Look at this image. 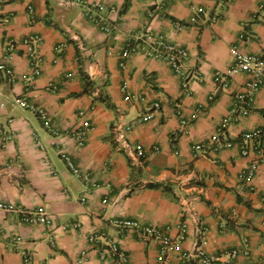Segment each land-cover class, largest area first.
Returning a JSON list of instances; mask_svg holds the SVG:
<instances>
[{"label":"crops","instance_id":"0c3cea01","mask_svg":"<svg viewBox=\"0 0 264 264\" xmlns=\"http://www.w3.org/2000/svg\"><path fill=\"white\" fill-rule=\"evenodd\" d=\"M262 1L0 0V63L15 72L0 73V125L13 134L0 137V204L11 207L0 206V264H24L27 252L31 264H114L112 245L134 264H184L182 253L197 245L212 254L248 248L236 262L264 264V165L250 190L241 174L257 154L239 147L244 133L264 129V81L250 95L246 72L226 86L216 80L233 64L234 46L264 57ZM149 35L189 51L187 89L171 64L142 52L121 66L128 43ZM32 106L45 108L51 127ZM225 117L224 138L236 144L215 151L211 140ZM196 143L208 145L205 154L194 156ZM39 206L49 223L22 220ZM115 219L167 229L176 241L167 262L160 240L143 241Z\"/></svg>","mask_w":264,"mask_h":264},{"label":"built area","instance_id":"2783aa9c","mask_svg":"<svg viewBox=\"0 0 264 264\" xmlns=\"http://www.w3.org/2000/svg\"><path fill=\"white\" fill-rule=\"evenodd\" d=\"M68 3L76 2L78 0H65ZM31 8V6H30ZM260 8H264V0L260 3ZM32 9V8H31ZM93 21L101 25L103 20L99 16H92ZM176 27L181 29L182 25L176 24ZM108 30V27H105ZM40 40L38 38H33L30 41L28 40L29 52H30V62L33 68V75H39L41 73V62L40 58L36 55V44ZM142 52L148 57L163 60L171 64L172 68L175 72L180 75L182 81V87L187 89L189 87L190 81L194 77V73L190 71H186L184 69V62L189 57V51L181 46L180 44L174 43L168 40L164 36H153L149 35L145 39H139L137 41H131L128 45L123 49L121 56V66L125 67L127 60L132 54ZM232 55L234 56V62L229 67V69L225 72H217L216 80L219 81L223 85L228 84V78L233 77L234 75L246 72L251 76V80L248 83L249 92L252 95L254 92L258 91L261 84L264 81V57L261 55L251 54L248 52L241 51L237 46H234L231 50ZM0 73L10 77L15 78L14 69L9 65V63L4 59L0 63ZM220 88V87H219ZM218 88V89H219ZM124 92L127 91V85H124ZM215 97V93L210 95V99ZM129 96L126 95V99ZM19 102L23 105H29L26 99H19ZM34 110L39 114L42 118L44 125L47 127H51V120L48 115V112L45 108L41 106H32ZM160 104L155 103V108H159ZM201 109H198L194 115V118L199 116ZM181 114V111H178ZM182 125H186L188 120L182 118ZM231 122L230 117H225L220 127L218 128V132L211 140L210 148L217 151L224 148H232L236 144L231 139L224 138V132L229 127ZM86 127L89 126V122H86ZM84 130L78 134L79 143L81 145L84 144ZM13 134L8 132L3 126L0 125V137H2L5 141H8L12 138ZM124 137V132L122 131V127L119 126L116 128V139L121 140ZM127 146L128 143H125ZM240 153L244 156L250 155L252 152H256L257 157L252 161V163L246 167L241 174V178L243 181L249 184L250 190L254 191L255 187L251 184L252 178L257 174L260 165H264V129L262 127L254 128L243 134L240 142ZM208 145L206 143H196L193 146L194 156H199L201 154H205L208 150ZM139 158L145 159V154L143 150L138 149ZM69 165L72 171L81 176L82 171L80 168L76 167L73 161L68 158ZM87 177V176H85ZM1 207L6 209H10L11 207L6 204H0ZM50 214L45 206H39L37 209L32 211H23L22 212V220L28 223H49L50 222ZM114 224L119 227L129 228L136 232L137 236L143 241H149L151 239L160 240L162 244V259L164 263L168 260L169 252L174 248L176 241L169 234L167 229H162L156 226L144 225L138 220L134 219H115ZM183 238V235L180 236ZM95 239V236H92V240ZM111 254L114 257V264H134V262L129 257L128 253L118 247L117 245L111 246ZM240 253L247 255L249 253L248 248L240 251L238 248H233L222 254H212L208 253L205 248L201 245L195 246V248L191 251H184L182 253L183 263L191 264L193 258L199 259L202 264H220L223 256H228V264H238L236 259L239 257ZM103 254L105 251L103 250ZM33 255L31 252H27L24 255V264H31Z\"/></svg>","mask_w":264,"mask_h":264},{"label":"trees","instance_id":"16d2710c","mask_svg":"<svg viewBox=\"0 0 264 264\" xmlns=\"http://www.w3.org/2000/svg\"><path fill=\"white\" fill-rule=\"evenodd\" d=\"M87 91V88L84 90V92H86Z\"/></svg>","mask_w":264,"mask_h":264}]
</instances>
